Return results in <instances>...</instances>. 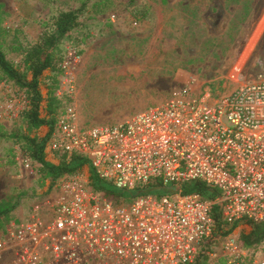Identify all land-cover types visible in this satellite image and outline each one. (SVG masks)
<instances>
[{
	"label": "built area",
	"instance_id": "obj_1",
	"mask_svg": "<svg viewBox=\"0 0 264 264\" xmlns=\"http://www.w3.org/2000/svg\"><path fill=\"white\" fill-rule=\"evenodd\" d=\"M78 60L70 47L61 67ZM20 99L10 118L28 106L22 92ZM45 155L53 164L78 156L88 165L52 191L46 186L30 217L0 233V264H188L213 239L211 264H264L238 240L245 222L264 223V74L214 100L177 90L118 124H81L69 107ZM22 167L38 178L25 155ZM90 169L118 190L203 182L221 196L151 194L122 206L98 195ZM217 206L228 227L239 225L223 237L216 235Z\"/></svg>",
	"mask_w": 264,
	"mask_h": 264
},
{
	"label": "rangeland",
	"instance_id": "obj_2",
	"mask_svg": "<svg viewBox=\"0 0 264 264\" xmlns=\"http://www.w3.org/2000/svg\"><path fill=\"white\" fill-rule=\"evenodd\" d=\"M86 1L82 26L62 43L66 55L76 47L79 60L59 83L60 110L75 108L81 124L121 123L181 89L214 100L264 74V0H0V24L8 31L0 40L7 58L21 63L14 46L37 42L53 17ZM99 3L97 13L93 6ZM50 74L46 71L42 80L45 97L55 87ZM22 107L20 91L0 81L5 130L17 120L10 118L11 109ZM48 131L44 127L39 134ZM23 159L15 141L0 140V203L19 198L12 214L16 223L30 217L31 203L39 200L34 194L47 185L25 173ZM95 191L122 206L137 198H106ZM256 258L264 259L263 247Z\"/></svg>",
	"mask_w": 264,
	"mask_h": 264
},
{
	"label": "trees",
	"instance_id": "obj_3",
	"mask_svg": "<svg viewBox=\"0 0 264 264\" xmlns=\"http://www.w3.org/2000/svg\"><path fill=\"white\" fill-rule=\"evenodd\" d=\"M87 1L77 9L67 10L59 13L52 18L50 24L45 25V30L38 41L24 48L20 45L13 47V51L22 56L21 63L14 64L7 58L4 45L0 40V81L10 83L20 92L24 93L29 102L25 110L14 121L11 131L5 130L0 123V140H13L20 147L23 154L31 160L33 166L38 171L37 182L42 181L43 186H49L48 192L52 191L61 180L69 178L82 170L88 161L78 156L62 157L58 164H53L46 160L45 148L50 134L56 127L58 117L66 109L60 110V103L63 99L57 95L60 88V77L64 70L61 65L65 59L66 53L62 49L63 40L70 34L79 29L81 18L87 12ZM101 4H95L94 11L100 13ZM7 30L0 24V37L4 38ZM50 71L47 77L55 87L50 88L48 95L44 97L41 92L42 80L46 77L45 72ZM47 127L49 132L45 136L39 134L40 130ZM93 179V185L97 191L103 192L107 198L126 197L136 198L142 195L166 194H189L198 193L209 199H216L221 196L218 189L211 188L203 182L176 186H164L157 184L149 188H140L133 191L118 190L111 185L101 181L90 169ZM46 186L42 188L44 189ZM40 199L41 194L36 191L34 199ZM11 198L0 203V232L4 233L8 225L14 221L12 214L17 208V201ZM34 204V202L31 203ZM216 235L226 236L232 233L239 225L228 227L221 218L220 207L215 210ZM249 230L242 229L238 240L240 245L254 256L258 250L264 248V223L245 222ZM217 246L215 239L207 242L201 249L197 259L188 264H211L209 252ZM216 264H227L225 259H220Z\"/></svg>",
	"mask_w": 264,
	"mask_h": 264
},
{
	"label": "crops",
	"instance_id": "obj_4",
	"mask_svg": "<svg viewBox=\"0 0 264 264\" xmlns=\"http://www.w3.org/2000/svg\"><path fill=\"white\" fill-rule=\"evenodd\" d=\"M45 97V96H44ZM40 132H41V130H40Z\"/></svg>",
	"mask_w": 264,
	"mask_h": 264
}]
</instances>
